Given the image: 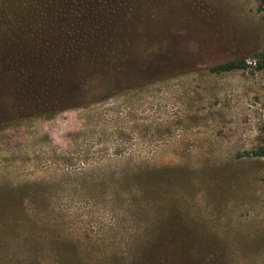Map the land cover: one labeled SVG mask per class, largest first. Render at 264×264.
I'll use <instances>...</instances> for the list:
<instances>
[{
  "label": "rangeland",
  "instance_id": "1",
  "mask_svg": "<svg viewBox=\"0 0 264 264\" xmlns=\"http://www.w3.org/2000/svg\"><path fill=\"white\" fill-rule=\"evenodd\" d=\"M263 50L257 0H0V264H264Z\"/></svg>",
  "mask_w": 264,
  "mask_h": 264
},
{
  "label": "trees",
  "instance_id": "2",
  "mask_svg": "<svg viewBox=\"0 0 264 264\" xmlns=\"http://www.w3.org/2000/svg\"><path fill=\"white\" fill-rule=\"evenodd\" d=\"M259 3H260V9L264 10V0H257ZM110 25V23H109ZM142 27V26H141ZM109 26L108 24L105 26V28H102L103 29V33L106 32L107 30H109ZM107 29V30H106ZM133 30H136V29H133ZM138 32H141L139 30H137ZM167 29H160V34L158 35V38L160 36H162V34H166L167 33ZM104 36L106 37V33L104 34ZM130 38L127 36L125 37V43L126 45L129 47V44H130ZM164 42L162 44H159L158 42H152L151 44L145 42L143 44H141V48L142 50L148 55V56H151L155 53L158 52V47H163L165 48V46L167 45H170V42H172L171 40H169V38H165L163 39ZM110 41V39H109ZM108 43V42H107ZM134 43H132L130 46L131 47H134L133 46ZM137 45V44H135ZM101 49V54H103V57H101V59H106V55L104 53H106L107 51L108 54L110 53L109 56H111V46H103V47H100ZM123 50V48L121 49ZM253 62L254 63V69L257 71V72H263L264 73V50L263 51H258L254 54L253 56ZM101 64H104V62L102 63L101 61L98 60L97 64H95V74H87L86 72H83L82 74H79V78H80V81L83 82V85L86 86L85 90H89V92H85V93H90L91 91L93 92H101V91H105V86H103V81H105V77H104V73L106 71H110V69H107V66H101ZM94 67V66H93ZM249 67V64H248V60L245 59V58H235V59H230L228 61H225V62H222V63H219V64H216V65H213L210 69L214 72H230V71H233V70H238V69H246ZM119 69H122V68H118ZM253 155L257 156V157H264V147H259L257 150H255L253 152Z\"/></svg>",
  "mask_w": 264,
  "mask_h": 264
}]
</instances>
